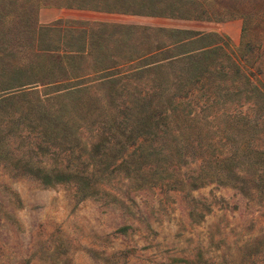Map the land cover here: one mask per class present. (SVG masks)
I'll return each instance as SVG.
<instances>
[{"label": "rangeland", "instance_id": "1", "mask_svg": "<svg viewBox=\"0 0 264 264\" xmlns=\"http://www.w3.org/2000/svg\"><path fill=\"white\" fill-rule=\"evenodd\" d=\"M238 5L255 11L264 0ZM5 11L1 32L11 46L25 45L27 59L44 53L52 69L46 77L35 71L0 84V95H10L0 105V264H264V182L241 172L250 157L264 160V47L252 64L239 63V75L222 58L227 75L219 91L206 76L181 89L178 74L192 79L182 53L209 43L172 48L175 37L155 31L217 32L234 55L241 16L170 17L77 0H7ZM250 19L264 43L260 14ZM152 91L169 99L168 107L183 101L176 114L181 131L171 130L178 136L158 134L153 143L165 144L162 178L151 177L131 142L100 163L94 148L110 134L107 123L123 122L124 109ZM41 107L73 118L67 142L44 138ZM238 114L250 119V129ZM53 170L68 178H40ZM223 175L232 182H220Z\"/></svg>", "mask_w": 264, "mask_h": 264}, {"label": "trees", "instance_id": "2", "mask_svg": "<svg viewBox=\"0 0 264 264\" xmlns=\"http://www.w3.org/2000/svg\"><path fill=\"white\" fill-rule=\"evenodd\" d=\"M81 4H89L90 7L96 8H112V9H122L130 11H139L141 9H150L151 12L158 13L164 16L170 17H185V18H229L234 15H239L243 18L242 23V40L237 45L234 55H231L224 48V43L226 42V36L218 34L217 32H198L178 28H157L155 31L161 32L162 34L168 37H175L171 43L172 48H182L185 46H190L198 42H208L207 46H203V49H194L197 50L192 53V51L183 52L184 58L187 59L186 71L192 76V79L189 81H183L178 74V86L183 88H190L198 86V83L201 82V77L206 76L212 79L213 81L217 80L216 90L219 91L221 84L223 86V76H226V71L224 67H232L234 74H240L243 70L242 65L252 64L253 61L260 54L259 46L264 47V43L260 44V38H255V34L252 30V21L250 16L260 14V19L264 27V7L259 10L252 11V9H242L239 8L238 4L242 0H232L229 4H224L223 0H77ZM237 2V3H236ZM16 3V2H15ZM7 9V0H0V46H3V49H0V84L9 83L11 80H18L19 76L22 74H33L36 71V74H39L43 77L48 76L49 72L52 69V65L43 64V59L46 60L44 53H35V57L31 58L23 56L25 50V45H16L12 47L10 44V39L5 33L1 32L3 23L1 20L5 18V15L8 12ZM27 24H30L28 22ZM264 38V34H263ZM262 38V39H263ZM264 42V41H263ZM213 44V45H211ZM8 50V51H7ZM18 53H22L18 60L14 59L18 56ZM264 55V53L262 54ZM6 56V57H5ZM222 58L226 60L222 64ZM178 59V58H174ZM172 59L171 61H173ZM220 59L219 67L215 65L216 60ZM240 61V62H238ZM19 62V63H18ZM52 64L62 63L59 59L57 60H48ZM173 62H170V64ZM241 63L242 65H240ZM222 65V66H221ZM225 65V66H224ZM160 67V66H159ZM11 74V78H7ZM159 74V73H157ZM185 74V73H183ZM246 75V74H245ZM154 78H158L155 76ZM234 78V77H233ZM236 80V79H234ZM250 84V91H257L258 88L254 87L250 81L246 80ZM175 85V84H174ZM23 92L22 94H24ZM160 91H152L148 94L147 99L141 100L138 103L137 107H127L125 108V119L123 122L120 121L117 117H112V121L107 123L108 132L110 134H104L101 138L102 140L95 146L93 156H101L100 163L110 158H114V154L122 151L129 142H131L133 149H140L141 156L145 158V163H147L151 169L152 176H161V172L165 169L164 167V158L160 157L163 154L164 145L155 144V138L158 134L162 135L169 134V136H178L175 135L171 130L172 128L177 129L178 132L181 131L179 127V119L177 120V111L179 106L183 102L181 99L178 101H173L172 107H168V103L171 101L167 98H162ZM175 97V96H174ZM180 98V97H179ZM5 99H10V95L2 97L0 95V105L1 101ZM134 105V104H133ZM136 108V109H135ZM39 113V119L41 120L42 132L46 140H62V142H67L72 136V126L70 122L73 120L72 117H66V114L56 111L55 113H49L43 107L37 109ZM131 112H135L136 116L130 118ZM232 116V115H231ZM64 117V118H63ZM234 117V116H233ZM238 121L241 124H246L249 128L247 121L250 123V119H247V116L237 115ZM236 117V118H237ZM252 128L256 130L257 126L253 125ZM250 129V128H249ZM121 137V139H120ZM113 139H116V144L113 146H108L109 142ZM163 142L161 139L158 143ZM107 144V145H106ZM100 146H102L100 148ZM159 147V148H158ZM160 149V151H158ZM158 154L156 159L152 158L151 155ZM264 156V151H261ZM150 158V159H148ZM251 162L246 163V167L241 170L245 173L246 171H252L254 178L252 182L260 183L264 182V160L255 161L252 157ZM128 160L126 161L127 164ZM231 162V160H230ZM130 163V162H129ZM152 165V166H151ZM207 165V164H206ZM208 166V165H207ZM217 167V165L215 166ZM130 169V166L128 167ZM54 172H44L40 178L46 183L52 182H62L65 181L68 177L62 171ZM235 176L236 180H241L244 178L238 171L230 172ZM222 179L220 182L231 183L230 179ZM150 178V177H148ZM162 178V177H159ZM244 186L249 187L246 180H243Z\"/></svg>", "mask_w": 264, "mask_h": 264}]
</instances>
